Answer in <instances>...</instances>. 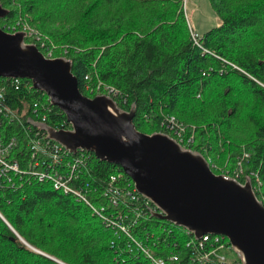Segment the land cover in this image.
I'll return each mask as SVG.
<instances>
[{"label":"trees","instance_id":"16d2710c","mask_svg":"<svg viewBox=\"0 0 264 264\" xmlns=\"http://www.w3.org/2000/svg\"><path fill=\"white\" fill-rule=\"evenodd\" d=\"M181 1L0 0L9 10L0 27L8 31L24 18L54 46V57L71 61L82 94L93 97L86 87L99 79L118 89L113 99L120 108L135 104L139 131L176 138L162 121L177 118L193 136L183 146L201 153L216 174L235 177L233 171L241 170L237 180L250 179L264 203V0H210L219 23L199 37V44L191 39ZM41 94L13 85L6 101L27 120ZM47 123L70 127L53 105ZM23 130L16 124L3 129L21 140L22 150L15 153L21 172L10 174L14 182L0 177V264H151L121 224L157 256L182 253L179 244L192 235L152 216L151 203L141 217L123 205L106 207L104 218L118 225L109 224L84 202L25 170L30 153ZM87 153L81 181L94 205L106 206L100 194L110 174L120 172L132 181L119 165Z\"/></svg>","mask_w":264,"mask_h":264},{"label":"water","instance_id":"95a60500","mask_svg":"<svg viewBox=\"0 0 264 264\" xmlns=\"http://www.w3.org/2000/svg\"><path fill=\"white\" fill-rule=\"evenodd\" d=\"M8 12L0 3V19ZM25 36L0 27V77L30 80L64 113L69 129L41 125L49 138L73 154L85 150L119 165L154 205L152 216L196 238L223 235L242 264H264V203L250 179L241 183L214 173L201 153L182 147L167 133L139 131L133 122L135 104L124 110L107 95L82 94L71 61L45 57Z\"/></svg>","mask_w":264,"mask_h":264},{"label":"built area","instance_id":"2783aa9c","mask_svg":"<svg viewBox=\"0 0 264 264\" xmlns=\"http://www.w3.org/2000/svg\"><path fill=\"white\" fill-rule=\"evenodd\" d=\"M185 1L186 0H183L184 3ZM22 30L26 35L25 38H36L35 43H39L41 50L37 46L36 47L40 51L43 50L44 53H42L45 57H53L50 46H48L44 40L40 39L36 30L28 25H23ZM15 31H17V29L10 32ZM189 31L192 41L195 44H199L200 35L193 33L190 27ZM32 43L35 44L34 42ZM0 78L3 79V81H0V177H2L4 181L7 183L14 182L10 174L13 173L16 175L21 172V166L15 157V153L22 150L20 144L21 140H19L13 132H10L12 134L9 133L8 135L3 134L4 127L16 124L24 129L23 131L26 135L25 143L30 153V158L27 160L28 165L25 170L35 175L38 180H49L54 189L66 195H72L77 200L84 202L109 224H114V222L108 220L109 218H104L103 211L106 207L123 205L128 208V210H132L136 217H141L143 215L145 205L151 202L140 195L136 191L133 182L130 184L126 177L120 172L110 174L106 185L101 190L100 197L105 199L108 205L102 207L95 206L94 202L87 196L88 185L81 181V174L82 171L86 169V165L90 160V154L85 150H81L78 154L69 152L64 146L49 138L41 126L43 124H48L47 115L51 106L49 97L42 92V94L39 95V100L35 101L30 108L31 115L27 116V120L26 118L24 120L21 114L7 103L6 90L13 85L15 88L24 86L25 89H32V83L30 82V84H27V82H23V78ZM85 79L88 80L89 76H85ZM86 88L89 89L90 93L95 95L104 94L111 98L118 96L119 92L117 88L103 83L99 79H96L93 85ZM33 90L36 89L33 88ZM43 94H45L46 97H44ZM24 122L27 123L24 124ZM162 125L167 130L173 132V135L176 137L173 138L181 145V142H185L187 146L191 144L193 136L186 135L184 124L174 116H164ZM69 128L70 127L59 129ZM187 146L182 145V147L190 149ZM240 174L241 170H234L233 175L235 177H230L237 180ZM245 180L246 178L241 183H244ZM142 198L145 201H142ZM154 210L155 207L153 205L152 211ZM118 226L122 232L136 242L139 249L144 253L151 264H242L241 258L233 250L229 240L223 235L205 234L201 238H196L185 229L192 237L182 242V244H179L180 248L183 249L182 253H178L177 250L163 257L153 254L150 249L141 242L135 240L127 224ZM232 252L236 253L237 257H235ZM186 255V262L183 263L182 260Z\"/></svg>","mask_w":264,"mask_h":264},{"label":"rangeland","instance_id":"374dc122","mask_svg":"<svg viewBox=\"0 0 264 264\" xmlns=\"http://www.w3.org/2000/svg\"><path fill=\"white\" fill-rule=\"evenodd\" d=\"M181 3L183 6L182 7L183 12L187 19V23L193 33H197L198 35L201 36L204 32H206L210 28L218 25L219 18L211 6L210 0H186L185 3L182 0ZM23 25H28L29 27L34 29L24 18L19 17V19L14 24L8 26L7 32L14 33L10 31H14L15 29H17V31L24 32L22 30ZM52 46L53 45H50V51H52V54L55 55V49H54V46L53 47ZM95 81L93 82V84L95 83ZM47 257L50 258V256H47ZM53 260H55L54 257H53Z\"/></svg>","mask_w":264,"mask_h":264},{"label":"bare ground","instance_id":"6f19581e","mask_svg":"<svg viewBox=\"0 0 264 264\" xmlns=\"http://www.w3.org/2000/svg\"><path fill=\"white\" fill-rule=\"evenodd\" d=\"M28 38V37H27ZM33 42V41H32ZM153 206V205H152ZM180 240V239H179ZM139 242V241H138ZM142 243V242H141ZM143 244V243H142ZM173 249V248H172ZM152 251V250H151ZM166 255V254H165Z\"/></svg>","mask_w":264,"mask_h":264}]
</instances>
